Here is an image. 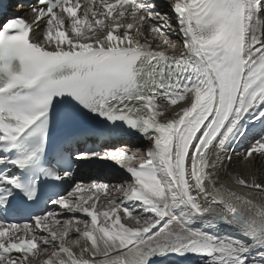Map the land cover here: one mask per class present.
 Returning a JSON list of instances; mask_svg holds the SVG:
<instances>
[{"label": "snow or ice", "instance_id": "6c2138e0", "mask_svg": "<svg viewBox=\"0 0 264 264\" xmlns=\"http://www.w3.org/2000/svg\"><path fill=\"white\" fill-rule=\"evenodd\" d=\"M17 6L0 264H264V0Z\"/></svg>", "mask_w": 264, "mask_h": 264}, {"label": "bare ground", "instance_id": "6f19581e", "mask_svg": "<svg viewBox=\"0 0 264 264\" xmlns=\"http://www.w3.org/2000/svg\"><path fill=\"white\" fill-rule=\"evenodd\" d=\"M25 16L28 18V19H31V16H30V14L26 11V14H25ZM247 142H245V144H246Z\"/></svg>", "mask_w": 264, "mask_h": 264}, {"label": "rangeland", "instance_id": "374dc122", "mask_svg": "<svg viewBox=\"0 0 264 264\" xmlns=\"http://www.w3.org/2000/svg\"><path fill=\"white\" fill-rule=\"evenodd\" d=\"M176 51H177V52H179V51H180V48H179V47H177V48H176Z\"/></svg>", "mask_w": 264, "mask_h": 264}]
</instances>
